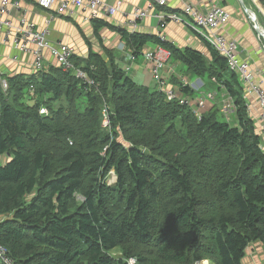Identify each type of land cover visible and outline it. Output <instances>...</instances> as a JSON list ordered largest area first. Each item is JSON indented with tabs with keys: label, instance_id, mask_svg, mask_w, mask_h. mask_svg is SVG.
<instances>
[{
	"label": "trees",
	"instance_id": "trees-1",
	"mask_svg": "<svg viewBox=\"0 0 264 264\" xmlns=\"http://www.w3.org/2000/svg\"><path fill=\"white\" fill-rule=\"evenodd\" d=\"M100 27L118 33L134 57L151 43L214 79L233 101L236 124L215 113L197 118L96 55L72 58L85 80L57 66L5 78L0 156L10 157L0 166V245L7 257L12 264H242L249 243H264V153L237 76L205 41L206 55L95 20ZM179 92L192 95L184 85ZM27 95L32 106L22 103ZM62 98L68 109L49 106ZM116 248L123 259L109 255Z\"/></svg>",
	"mask_w": 264,
	"mask_h": 264
},
{
	"label": "crops",
	"instance_id": "crops-1",
	"mask_svg": "<svg viewBox=\"0 0 264 264\" xmlns=\"http://www.w3.org/2000/svg\"><path fill=\"white\" fill-rule=\"evenodd\" d=\"M18 1L27 10L28 19L37 28L42 29L44 27V20L50 16L49 13L39 9L34 0L30 2L24 0ZM103 1L111 6L115 5L116 2H121V12L129 14L135 9L141 11L146 10L149 0ZM210 1L167 0L164 10L156 8L155 11L149 13L147 18L138 22L135 30H130L129 32L162 36L165 41L171 43L176 48L184 49L188 47L206 55L207 49L205 42L191 31L188 25L174 23L161 24L155 19V14L160 11L179 14L186 5L197 7L202 12H205L210 6ZM242 1L245 8L255 16L258 27L264 30V8L260 2L258 0ZM219 4L230 16L228 22L222 27L219 33L227 40L237 43L240 57L248 62L250 70L255 75V79L261 83L264 89V50L257 40L255 30L252 27L248 15L238 0H219ZM85 19L86 13L82 11H75L70 16L55 18L49 26L48 40L51 43L61 42L71 47L74 51V58L79 63H85L91 58V55L100 56L106 62L113 60L115 66L123 71L136 85L145 87L149 91H156L157 83L151 75L150 65L145 56L140 53V55L134 57L132 62H128V55L131 54L129 44L115 31L105 27L95 29V20L87 21ZM126 20L121 14H117L110 19H99V21L108 23L115 28L123 25L124 29ZM155 48H157L155 45L149 43L142 51H150ZM12 55L13 51L3 44L0 45V72L4 78L15 76L25 78L35 74L33 60L30 55H20L15 62L11 60ZM45 64V71L50 67L56 66L47 51L45 52ZM127 68L129 69L128 71L126 70ZM162 78L168 87H174L179 90L180 85H185L190 89L192 95H182L189 103L191 111L194 110L202 115H212L215 113L216 118L220 117L230 125L236 124L233 101L226 90L217 84L214 79H210L207 75L201 77L195 76L186 66L175 60H169L167 62L162 72ZM241 89L247 114L256 127L260 137V147L264 153V133H261L259 128L261 109L256 101V97L247 93L243 86H241ZM29 94L33 95V92L29 91ZM205 94H212L213 98L208 99L203 108L196 107V101ZM226 107L230 109L226 111ZM5 158V161L9 159L7 156Z\"/></svg>",
	"mask_w": 264,
	"mask_h": 264
},
{
	"label": "built area",
	"instance_id": "built-area-1",
	"mask_svg": "<svg viewBox=\"0 0 264 264\" xmlns=\"http://www.w3.org/2000/svg\"><path fill=\"white\" fill-rule=\"evenodd\" d=\"M33 1V0H24ZM37 7L49 13V17L44 20V27L39 29L28 19L27 10L21 6L20 1L0 0V45L7 46L13 55L11 60L17 61L20 55H30L33 60V68L35 73L46 70L45 52L48 51L55 65L64 72H70L77 79L85 80L83 71L74 66L72 58L74 51L68 45L61 42L51 43L48 40L49 26L55 18L62 16H70L75 11L86 13V19L99 20L110 19L111 17L121 14L127 20L124 23L126 30H135L138 22L147 18L149 13L155 11L156 8L164 9L167 0H149L146 10L141 11L135 9L129 14L121 12V2H116L111 6L103 0H34ZM229 14L220 6L219 0H211L207 11L202 12L199 8L191 5L183 7L179 14L166 13L164 11L157 12L155 19L161 24L174 23L186 24L196 35L205 41L210 48L215 50L222 56L227 63L229 71L233 72L241 85L244 86L247 93L256 97V101L261 109L259 115L260 132L264 133V89L259 81H257L250 70L248 62L239 55L238 45L235 41L227 40L219 31L229 20ZM248 18L255 30L257 40L264 50V30L260 29L255 23V16L250 13ZM188 22V23H187ZM257 22V21H256ZM123 28V25L118 27ZM161 39H164L160 36ZM145 56L149 65L152 77L158 84V90L165 96L167 101H177L179 104H187V100L174 87L166 86L162 78V72L170 59V53L161 47H157L150 51H141ZM128 62L134 60V56L128 55ZM129 70L128 68L126 69ZM90 85L92 82L86 80ZM185 86V85H184ZM0 88L2 93L8 92L9 86L6 79L0 72ZM167 89V90H164ZM33 87H30V91ZM213 95L208 94L205 98L198 102L199 108H203L205 100L212 99ZM227 108V107H226ZM229 108V107H228ZM227 111V110H226ZM195 116L199 117V113L192 110ZM40 115H47L42 108ZM106 122V121H105ZM0 263L12 264L7 257V250L0 245Z\"/></svg>",
	"mask_w": 264,
	"mask_h": 264
},
{
	"label": "rangeland",
	"instance_id": "rangeland-1",
	"mask_svg": "<svg viewBox=\"0 0 264 264\" xmlns=\"http://www.w3.org/2000/svg\"><path fill=\"white\" fill-rule=\"evenodd\" d=\"M248 15V14H247ZM48 52V51H47ZM254 75V74H253ZM254 77H255V75H254ZM241 84V83H240ZM241 86H243V85H241ZM244 87V86H243ZM175 89H177V88H175ZM164 90H167V89H164ZM244 90L246 91V89L244 88ZM156 91H158V92H160L159 90H158V84H157V88H156ZM151 92H153V91H151ZM247 92V91H246ZM161 93V92H160ZM29 95V94H28ZM26 96L25 97V100H23L22 101V103L23 102H25V103H27L29 106H32L33 104H32V102H31V100H28L29 99V96ZM206 95H208V94H205L202 98H200L199 100H197L196 102V107H199L198 106V102L201 100V99H203V98H205L206 97ZM31 99H33V95L31 96ZM207 100H205L204 102H206ZM188 107L190 106L189 105V103H187L186 104ZM49 106L53 109V110H57V109H59V108H67L68 109V107H69V105L66 103V101H65V99L64 98H62V99H60V100H57V101H52L50 104H49ZM76 108L79 110V111H83L84 110V108H85V106L82 104V103H79V102H77L76 103ZM190 108V107H189ZM40 109H42V108H40ZM40 109H39V111H40ZM44 110H45V112H46V114L48 115L49 114V112L47 111V109H45V108H43ZM230 108H225V110H229ZM202 116V114L201 113H199V117H197V118H200ZM225 116V115H224ZM217 120H219V121H221V122H223L224 120L222 119V118H217ZM226 121V120H225ZM103 126H106V122L104 121L103 122ZM6 156H0V166H2L3 164H5V162H8L9 161V159L7 160V161H5L6 160V158H5ZM114 181H115V175H114V173L111 171L107 176H106V182H107V184L108 185H112L113 183H114ZM76 198H77V200L78 201H81V197L80 196H76ZM110 256L116 261V260H120V259H123L122 258V253H121V251H120V249L119 248H116L115 250H112L111 252H110ZM124 261V260H123ZM207 262V263H206ZM264 263V243H262L261 241H255V242H252V243H249L248 245H247V247H246V250H245V254H244V258H243V260H242V264H263ZM126 264H138L137 263V260L136 259H134V258H129V259H127L126 260ZM194 264H213L211 261H209V260H201V261H198V262H196V263H194Z\"/></svg>",
	"mask_w": 264,
	"mask_h": 264
},
{
	"label": "water",
	"instance_id": "water-1",
	"mask_svg": "<svg viewBox=\"0 0 264 264\" xmlns=\"http://www.w3.org/2000/svg\"><path fill=\"white\" fill-rule=\"evenodd\" d=\"M240 5L244 8V11L246 12V14H249V11L245 8L243 1L242 0H238ZM255 23L257 24V22L255 21ZM7 157H10L9 154H7Z\"/></svg>",
	"mask_w": 264,
	"mask_h": 264
}]
</instances>
